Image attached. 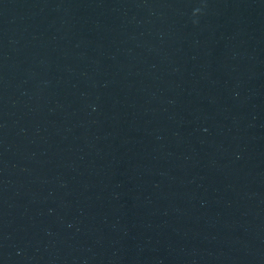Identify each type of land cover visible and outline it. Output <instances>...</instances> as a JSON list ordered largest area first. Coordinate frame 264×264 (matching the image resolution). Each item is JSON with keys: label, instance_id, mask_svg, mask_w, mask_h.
I'll return each instance as SVG.
<instances>
[{"label": "water", "instance_id": "water-1", "mask_svg": "<svg viewBox=\"0 0 264 264\" xmlns=\"http://www.w3.org/2000/svg\"><path fill=\"white\" fill-rule=\"evenodd\" d=\"M0 264H264V0H0Z\"/></svg>", "mask_w": 264, "mask_h": 264}]
</instances>
